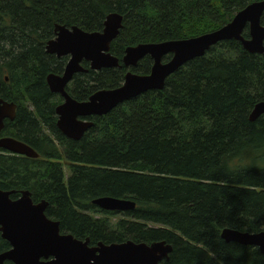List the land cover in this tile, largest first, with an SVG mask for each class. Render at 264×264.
Instances as JSON below:
<instances>
[{
  "label": "trees",
  "instance_id": "16d2710c",
  "mask_svg": "<svg viewBox=\"0 0 264 264\" xmlns=\"http://www.w3.org/2000/svg\"><path fill=\"white\" fill-rule=\"evenodd\" d=\"M254 1L0 0V98L17 104L0 136L38 154L0 149V189L13 197L28 190L33 202L47 201L45 213L59 221L60 230L91 246L166 241L172 252L162 264H209L222 229L264 230V172L229 176L212 167L219 151L240 137L264 139V114L249 119L264 100L262 55L236 40L220 42L170 75L162 90L90 117L93 126L80 140L57 128L55 107L62 99L46 81L68 61L46 51L56 25L101 31L109 13L121 14L122 28L110 45L121 61L129 46L218 29ZM243 35L248 37L247 28ZM152 64L145 56L131 68L94 71L83 62L89 70L75 74L66 90L83 101L120 86L129 69L148 74ZM101 196L136 206L108 212L91 203ZM7 245L0 239V251ZM244 246V264H264L257 247Z\"/></svg>",
  "mask_w": 264,
  "mask_h": 264
},
{
  "label": "water",
  "instance_id": "95a60500",
  "mask_svg": "<svg viewBox=\"0 0 264 264\" xmlns=\"http://www.w3.org/2000/svg\"><path fill=\"white\" fill-rule=\"evenodd\" d=\"M263 12L264 0L251 2L218 29L189 38L130 46L121 61L110 52V45L122 28L121 14L109 13L101 31L56 25L55 36L47 42L46 51L58 58L68 56L63 72L50 73L46 78L50 91L62 99L55 107L57 128L67 138L80 140L93 126L90 117L106 115L147 91L162 90L170 75L194 58L204 56L220 42L239 41L246 51L264 58ZM246 28L248 37L243 35ZM145 56H150L153 61L149 73L139 74L129 69L123 83L116 88L97 90L83 101L72 98L66 90L77 73L121 65L131 68ZM167 56L169 58L165 60ZM83 62L88 63L89 69ZM16 110L15 102L0 98V132L5 120H14ZM263 114L264 100L254 105L249 119L254 121ZM0 149L12 155L38 156L25 143L11 136H0ZM12 193L0 189V236L10 245V249L0 253V264H160L172 251V245L166 241L148 244L127 240L91 246L88 239L81 240L60 230L59 221L45 213L47 201L33 202L28 190L21 191L13 200L10 198ZM91 203L101 210L118 213L131 211L136 206L129 199L111 196L94 198ZM220 237L224 241L255 246L264 255V230L253 233L226 227Z\"/></svg>",
  "mask_w": 264,
  "mask_h": 264
},
{
  "label": "clouds",
  "instance_id": "9594fccd",
  "mask_svg": "<svg viewBox=\"0 0 264 264\" xmlns=\"http://www.w3.org/2000/svg\"><path fill=\"white\" fill-rule=\"evenodd\" d=\"M212 167L229 176L243 175L252 169L264 172V139L240 137L219 151ZM247 254L246 246L221 239L210 250L209 264H244Z\"/></svg>",
  "mask_w": 264,
  "mask_h": 264
},
{
  "label": "flooded vegetation",
  "instance_id": "af4514ba",
  "mask_svg": "<svg viewBox=\"0 0 264 264\" xmlns=\"http://www.w3.org/2000/svg\"><path fill=\"white\" fill-rule=\"evenodd\" d=\"M20 196V195H19ZM18 196V197H19ZM18 197H13V193L10 195V198L11 199H17ZM0 239H2L1 238V236H0ZM3 241H5L6 242V244H8L7 245V247L5 248V250L4 249H2V251H0V253H2V252H4V251H7L8 249H10V245H9V243L6 241V240H4V239H2ZM172 252V251H171ZM169 255H170V253H169ZM168 259H169V257H168ZM168 259H164L160 264H162L163 262H166V261H168ZM7 263H9V262H7ZM10 264V263H9Z\"/></svg>",
  "mask_w": 264,
  "mask_h": 264
},
{
  "label": "bare ground",
  "instance_id": "6f19581e",
  "mask_svg": "<svg viewBox=\"0 0 264 264\" xmlns=\"http://www.w3.org/2000/svg\"><path fill=\"white\" fill-rule=\"evenodd\" d=\"M114 13V12H113ZM117 14H119V13H117ZM107 17V16H106ZM106 17H105V19H106ZM123 23V22H122ZM149 43V42H148ZM140 44H142V43H140ZM136 46V45H135ZM130 47V46H129ZM260 55V54H259ZM159 91V90H158ZM132 201V200H131ZM108 212H110V211H108ZM122 213V212H121Z\"/></svg>",
  "mask_w": 264,
  "mask_h": 264
},
{
  "label": "rangeland",
  "instance_id": "374dc122",
  "mask_svg": "<svg viewBox=\"0 0 264 264\" xmlns=\"http://www.w3.org/2000/svg\"><path fill=\"white\" fill-rule=\"evenodd\" d=\"M96 217H99V215H96Z\"/></svg>",
  "mask_w": 264,
  "mask_h": 264
}]
</instances>
